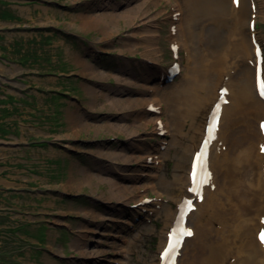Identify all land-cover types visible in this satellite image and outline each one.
I'll return each mask as SVG.
<instances>
[{
  "label": "rangeland",
  "instance_id": "obj_1",
  "mask_svg": "<svg viewBox=\"0 0 264 264\" xmlns=\"http://www.w3.org/2000/svg\"><path fill=\"white\" fill-rule=\"evenodd\" d=\"M176 2L0 0V182H11L0 187V264L161 261L171 228L165 216L177 208L170 193L178 195L181 184L170 185L169 194L161 187L174 176L182 180L188 175L192 155L187 138L202 121L195 117L191 122L183 114L176 146L172 133L140 116L150 117L145 106L157 100L161 122L169 123L165 107L173 102L172 95L178 100L183 79L191 74L187 62L196 59L180 50L184 71L164 81L173 62L168 33L171 17L179 16ZM179 3L186 7L185 0ZM230 4L213 2L206 10L214 16L224 8L217 21L221 39L228 48L242 36L251 41L247 21L254 18L255 37L264 51V0H240L245 25L236 34ZM83 17L91 23L82 26ZM206 27L210 25L191 33L195 41L204 38ZM75 55L84 56L80 61L88 64L86 71ZM192 81L195 87L187 86L186 95L194 105L197 84L204 85L206 78ZM69 114L82 127L77 137L71 135L77 127L69 130ZM54 135L59 145L45 147ZM155 147L159 155L153 162L148 155ZM58 151L71 159L63 162ZM45 164L55 167V179L32 172L33 166ZM141 196L154 199L148 204L150 213L145 206L131 209Z\"/></svg>",
  "mask_w": 264,
  "mask_h": 264
},
{
  "label": "bare ground",
  "instance_id": "obj_2",
  "mask_svg": "<svg viewBox=\"0 0 264 264\" xmlns=\"http://www.w3.org/2000/svg\"><path fill=\"white\" fill-rule=\"evenodd\" d=\"M213 2L224 4L228 3V0H185L184 8L177 0L175 9L179 16L176 17V14V18L171 17V28L168 33L170 48L177 47L179 51H189V54H194L196 59L194 63L187 62V68L191 74L189 77L187 74L183 79L178 100L175 101L177 97L172 95L173 102L165 107V115L169 118V123L161 122L162 110L157 100L153 102L154 104L145 106L146 109L152 106L155 110V112L148 110L151 113L150 117L143 114L140 116L150 118L151 121L156 122L157 126H163L161 131L164 130L166 134L172 133L173 144L178 146L182 136L183 114L191 122L195 117L205 120V128L213 110H216L218 114L217 119L213 121L215 126L211 130L209 140L204 137L205 128L201 127V124L198 132L194 131L193 126L190 128L187 147L189 145L191 155L194 157L196 153H204L203 159L198 158L193 178L189 174L182 180L174 176L172 180L162 184L164 187H161L169 194L170 185L180 182L181 191L178 195L176 193L172 195L171 192L170 196H174L171 197V201L178 205L184 196L182 191L185 190L187 194L185 199L190 202L191 207L184 218V225L191 230L192 235L187 240H185L187 237L184 239L173 264H264V242L260 239L261 233L264 232V150H262L264 134L259 130V124L264 123V102L258 97L255 88L254 44L250 40L246 42L242 36L239 42L236 41L228 48L227 41L221 39L224 35L217 24L220 15L224 13V8L222 7V10L218 8L219 14L216 12L214 16L212 12H206ZM230 5V11L234 14L232 25L235 27L236 34L240 27L245 25L243 18L246 10L239 4L240 10L236 11L234 7L237 6H234L233 0ZM241 11L242 14H240ZM82 19H84L82 26L91 23L86 17ZM78 20H81L80 17ZM97 20L100 19L97 18ZM93 22L99 24L98 21ZM207 24L210 27H206L205 32L201 34L205 35L204 38L201 37L195 41L191 33L199 29V26L203 27ZM248 24L249 20L247 27ZM84 39L89 41L87 37ZM202 49V54H199ZM75 56L74 59L78 60L79 65L86 71L85 66L88 64L80 61L85 59L84 56ZM182 71L184 70L181 68L178 75ZM207 73L211 76L209 80ZM202 76L206 78V81L201 87L197 84L199 90L196 92L201 98L193 105L187 98L186 89L187 86L194 88L195 84L192 80L195 77L201 79ZM96 91L97 89L94 90ZM180 103L184 107H181ZM156 105L158 108L155 109ZM193 106H195V113H193ZM167 110H172L173 113ZM69 117L71 119L69 130L77 127V132L70 131L71 135L74 134L77 137L82 127L80 123L73 121L71 114ZM148 124L150 122L146 123ZM27 129L28 132L31 131L30 128ZM85 132L89 133L86 129ZM93 134L95 135L94 131ZM37 138L40 139V137ZM196 138L198 143H195ZM22 139L29 144L26 133H23ZM47 140L45 147L59 145L55 135ZM64 148L59 150L64 151ZM7 154L9 155L8 152ZM58 154L60 156L58 158H62L63 162L71 159L67 155L65 158L63 152L58 151ZM156 155H159L157 147L153 148L148 156L154 162L157 159ZM183 157L184 154L179 156L177 165ZM206 158L208 179L201 186V193L194 195L192 180L197 178ZM54 168L48 164H45L44 168L33 166L32 172L36 176L46 173L55 179ZM62 169L63 167L61 171ZM154 169H157V166ZM40 178L41 176L38 177L39 181ZM2 181L6 184L0 182V187L11 185V182L7 180ZM41 194L46 196V192ZM58 195L56 192L49 194L53 199L58 198ZM157 196L161 197L159 194ZM144 198L145 196H141L132 203H138ZM148 207L151 206L145 204L144 208L147 209V213H150L151 210ZM188 208L189 206L183 210ZM167 211L169 214L165 216V225L171 227L176 221L178 209ZM189 242L190 245H187ZM169 249L176 250L177 247L171 246ZM118 256L117 261L121 263L123 253H118ZM158 264H163V260Z\"/></svg>",
  "mask_w": 264,
  "mask_h": 264
},
{
  "label": "snow or ice",
  "instance_id": "obj_3",
  "mask_svg": "<svg viewBox=\"0 0 264 264\" xmlns=\"http://www.w3.org/2000/svg\"><path fill=\"white\" fill-rule=\"evenodd\" d=\"M262 94H264V93H262ZM262 150H264V146H262ZM185 234L188 235V236H191L192 232H191V230H188V231H186ZM260 239H261L262 242H264V232L261 233Z\"/></svg>",
  "mask_w": 264,
  "mask_h": 264
}]
</instances>
